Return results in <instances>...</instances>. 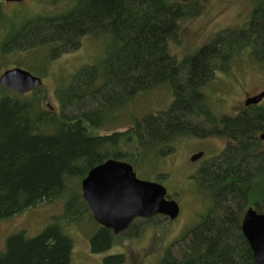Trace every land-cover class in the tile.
<instances>
[{
  "label": "trees",
  "instance_id": "trees-1",
  "mask_svg": "<svg viewBox=\"0 0 264 264\" xmlns=\"http://www.w3.org/2000/svg\"><path fill=\"white\" fill-rule=\"evenodd\" d=\"M5 1L0 0V33ZM66 1L63 13L29 19L11 38H3L0 54L47 46L50 54L68 53L79 50L86 37L109 33L111 42L98 65L82 67L58 91L60 117L42 111L34 95L0 86V221L63 196L64 219L78 223L90 211L76 181L108 159L130 164L165 156L176 137L198 130L191 118L203 116L216 132L221 119L207 105L205 84L243 53L264 70V3L258 0H251L258 5L244 29L218 33L181 62L169 53L168 43L176 40L182 22L201 14L207 0ZM162 84L173 96L166 112L135 120L124 133L92 134L106 132V116ZM224 129L238 148L229 147L193 177L197 191L207 196V211L184 235L183 246L165 252L158 264H254L241 224L249 208L264 214V151L256 138L264 132V100L236 120H226ZM92 224L97 232L92 251L110 248L118 236ZM6 245L0 264H71L72 240L58 223L31 238L14 235ZM123 259L107 257L104 264H122Z\"/></svg>",
  "mask_w": 264,
  "mask_h": 264
},
{
  "label": "rangeland",
  "instance_id": "rangeland-1",
  "mask_svg": "<svg viewBox=\"0 0 264 264\" xmlns=\"http://www.w3.org/2000/svg\"><path fill=\"white\" fill-rule=\"evenodd\" d=\"M264 3V0H258ZM258 2L251 0H207L199 16L182 22L176 40L168 43L169 53L177 61L195 55L204 45L210 43L218 33L225 30L244 29L251 12ZM66 0H21V3L3 2L6 18V33H0V42L10 38L24 22L39 16H55L67 10ZM111 34L102 37H86L77 51L49 53L47 47L23 49L19 52L6 51L0 54V75L6 70L20 67L35 77L42 79L41 87L28 94L38 98L42 111L62 114L59 90L66 89L73 77L86 65H98L105 49L111 42ZM4 38V39H3ZM3 51V50H2ZM208 107L214 115H228L230 106L244 96L256 95L264 91V70L257 66L247 54L235 55L224 72H215L211 80L202 88ZM14 95L10 91L4 93ZM173 102L169 85L162 84L152 90L140 93L136 99L106 116V132L93 131V135L124 133L131 129L135 120L148 115L166 112ZM215 119V118H214ZM191 126H199L196 132L176 137L174 149L165 156L150 155L143 162L133 160L135 174L139 180L155 181L167 190V196L179 206V214L170 221L164 216L149 220H136L129 230L120 234L110 248L92 251L91 239L97 234L91 215L84 213L78 223H68L64 219V200L42 203L7 220L0 221V255L6 252V242L14 235L25 234L34 237L52 224H59L64 234L72 240L71 264H104V259L121 255L122 264H158L165 252H177L183 245L184 235L193 229L207 211V196L197 191L194 176L198 170L219 155L221 145L217 134L203 116L191 118ZM121 146H125L121 144ZM263 148V146H262ZM203 157L191 163L194 154ZM190 158V159H189ZM135 162V163H134ZM81 182L76 181L79 194ZM75 191V188L73 189ZM82 195V194H81ZM83 199V198H82ZM84 201V200H83ZM86 204V203H85ZM92 223H91V221ZM131 230L139 231L138 233ZM111 264H114L113 262Z\"/></svg>",
  "mask_w": 264,
  "mask_h": 264
},
{
  "label": "water",
  "instance_id": "water-1",
  "mask_svg": "<svg viewBox=\"0 0 264 264\" xmlns=\"http://www.w3.org/2000/svg\"><path fill=\"white\" fill-rule=\"evenodd\" d=\"M41 85L40 78L20 68L7 70L0 76L2 88L20 95L35 91ZM263 96L247 101V105L259 103ZM259 139L264 141V133ZM201 157L202 154H198L192 161ZM81 193L93 220L111 230L114 236L125 232L135 219L164 216L172 221L179 213L176 202L166 199L167 192L162 185L137 179L130 165L116 160H107L92 168L81 182ZM241 231L253 254L254 264H264V214L247 209Z\"/></svg>",
  "mask_w": 264,
  "mask_h": 264
},
{
  "label": "flooded vegetation",
  "instance_id": "flooded-vegetation-1",
  "mask_svg": "<svg viewBox=\"0 0 264 264\" xmlns=\"http://www.w3.org/2000/svg\"><path fill=\"white\" fill-rule=\"evenodd\" d=\"M262 94H264V91H261L259 92L258 94L256 95H251V96H244L242 100L238 101L237 103H235L234 105L230 106V111H229V114L228 115H221V123H219V126L216 128V132L217 133V136H218V140H219V143L221 145V149H220V152H219V155L216 156V157H219L221 155H223L226 151L230 150L229 147H235V148H238L236 146V143L232 140V138L226 133V129H224L225 127V121L226 120H236L237 118L241 117L242 115L245 114V111L251 107H254V106H259L260 103L264 100V96L263 98L260 100L259 103L255 104V105H247V101L251 100V99H254V98H257L259 96H261ZM264 133V132H263ZM263 133H259L257 134L256 138L257 140L259 141L260 145L263 146V148H261L263 151H264V141L260 140L259 137L261 134ZM192 134V133H191ZM174 149V148H173ZM239 149H236V152H238ZM198 154H202V157H203V153H197V154H194L192 156V158ZM201 157V158H202ZM192 158L189 160L191 163H194L195 161H192ZM245 156H243L241 159V162L244 161ZM199 160V159H198ZM197 161V160H196ZM246 161V160H245ZM133 167V166H131ZM134 168V167H133ZM133 225V224H132ZM131 225V226H132ZM130 226V227H131Z\"/></svg>",
  "mask_w": 264,
  "mask_h": 264
}]
</instances>
